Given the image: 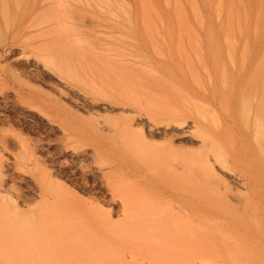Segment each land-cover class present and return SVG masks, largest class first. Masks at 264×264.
I'll use <instances>...</instances> for the list:
<instances>
[{"label": "rangeland", "instance_id": "374dc122", "mask_svg": "<svg viewBox=\"0 0 264 264\" xmlns=\"http://www.w3.org/2000/svg\"><path fill=\"white\" fill-rule=\"evenodd\" d=\"M8 6L0 264H264V0Z\"/></svg>", "mask_w": 264, "mask_h": 264}, {"label": "bare ground", "instance_id": "6f19581e", "mask_svg": "<svg viewBox=\"0 0 264 264\" xmlns=\"http://www.w3.org/2000/svg\"><path fill=\"white\" fill-rule=\"evenodd\" d=\"M9 1H11V0H0V18H2V17H4L3 18V20H7V18H8V15H9ZM6 17V18H5ZM1 20V19H0ZM6 22V24H7V21H5ZM6 27H7V25H6ZM242 101V100H241ZM143 115V114H142ZM144 116V115H143ZM149 117H147V119H148ZM249 118V117H248ZM149 120V119H148ZM150 121V120H149ZM194 124V123H193ZM170 126V125H169ZM176 127H178V126H176ZM203 138V137H202ZM201 138V139H202ZM200 139V140H201ZM212 139V138H211ZM205 140H206V138H203L202 139V143H205ZM213 141V140H212ZM208 141H206V144H208L207 143ZM213 143H216V142H213ZM247 146V145H246ZM215 156V160H217V158H218V155H214ZM221 156V155H220ZM219 158H221V157H219ZM223 159V158H222ZM219 160V159H218ZM259 160H261V159H259ZM217 162H219L221 165H222V163H221V161L219 160V161H217ZM260 162V161H259ZM224 165V164H223ZM223 165H222V167H223ZM260 165V164H259ZM260 170V169H259ZM261 171V170H260ZM259 171V172H260ZM264 171V170H263ZM252 172V171H251ZM264 175V174H263ZM257 177V176H256ZM256 180L258 181V179L256 178ZM260 181V180H259ZM258 181V182H259ZM261 184V183H260ZM64 223V222H63ZM70 223V222H69ZM70 225V224H69ZM65 226H67V225H65ZM62 227V226H61ZM64 227V226H63ZM69 227V226H68ZM64 229H66L65 227H64ZM59 230V229H58ZM66 230H68V229H66ZM54 231V230H53ZM61 231H62V229H61ZM60 231V233L59 234H61L62 232ZM68 232H71V230L70 231H68ZM50 233V232H49ZM56 234H57V232H56ZM63 234V233H62ZM62 234L60 235V236H62ZM69 234V233H68ZM72 234V233H71ZM52 236V235H51ZM56 236H58V235H56ZM72 236V235H71ZM41 238V237H40ZM45 238V237H44ZM44 238L41 240L42 242H43V240H44ZM47 238V237H46ZM45 238V239H46ZM52 238V237H51ZM50 238V239H51ZM73 238V237H72ZM72 238L71 239H68V240H71V241H73L72 240ZM56 239H59V237L58 238H56ZM60 239H63V238H60ZM48 240V239H47ZM46 240V242H48ZM67 241V240H66ZM41 242V243H42ZM45 242V241H44ZM55 242V241H54ZM64 242V240L62 241V243ZM69 242V241H68ZM53 243V242H52ZM56 243V242H55ZM54 243V244H55ZM64 243H66V242H64ZM62 245V244H61ZM67 245V244H66ZM69 245V244H68Z\"/></svg>", "mask_w": 264, "mask_h": 264}]
</instances>
